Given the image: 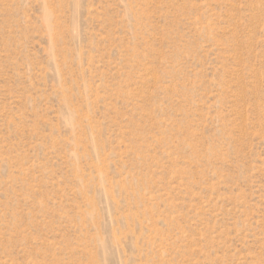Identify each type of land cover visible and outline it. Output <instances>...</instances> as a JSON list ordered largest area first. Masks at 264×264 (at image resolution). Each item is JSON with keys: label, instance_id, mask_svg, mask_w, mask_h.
Returning a JSON list of instances; mask_svg holds the SVG:
<instances>
[{"label": "rangeland", "instance_id": "obj_1", "mask_svg": "<svg viewBox=\"0 0 264 264\" xmlns=\"http://www.w3.org/2000/svg\"><path fill=\"white\" fill-rule=\"evenodd\" d=\"M0 264H264V0H0Z\"/></svg>", "mask_w": 264, "mask_h": 264}]
</instances>
